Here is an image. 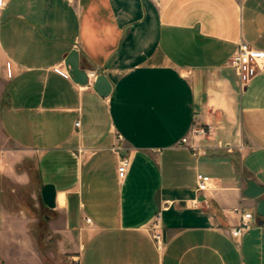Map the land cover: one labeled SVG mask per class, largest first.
I'll list each match as a JSON object with an SVG mask.
<instances>
[{"label": "crops", "instance_id": "0c3cea01", "mask_svg": "<svg viewBox=\"0 0 264 264\" xmlns=\"http://www.w3.org/2000/svg\"><path fill=\"white\" fill-rule=\"evenodd\" d=\"M242 41L264 51V0H0V179L35 171L42 202L55 186L41 232L70 264H264L244 194L248 179L264 185V70L241 85ZM73 49L86 84L54 70ZM235 207L253 214L240 236ZM35 221L0 201V264H53Z\"/></svg>", "mask_w": 264, "mask_h": 264}, {"label": "built area", "instance_id": "2783aa9c", "mask_svg": "<svg viewBox=\"0 0 264 264\" xmlns=\"http://www.w3.org/2000/svg\"><path fill=\"white\" fill-rule=\"evenodd\" d=\"M230 65L237 73L241 85L244 86L260 71L264 70V51L252 47L246 41H242L238 44L237 50L230 58ZM7 68L9 73V67ZM54 70L65 77H71L69 69H67L65 65H57L54 67ZM76 125H79V121L76 122ZM192 131L196 135H202L207 132L204 126L194 127ZM118 138L121 139L122 136L119 134ZM186 141L187 137H183L182 142ZM120 148V146H116L115 150L120 151ZM127 166L128 159L125 156H121L117 166V172L120 178L125 177ZM209 180L210 176L197 173V189L200 191L207 189ZM234 211L240 213V218L238 223L232 227L231 232L233 236H240L244 231L250 228V220L253 218V214L251 212H242L240 207H235ZM87 220L89 221L90 219ZM149 229L152 238L155 240L156 244L160 246L163 242V234L160 230V212L156 214Z\"/></svg>", "mask_w": 264, "mask_h": 264}, {"label": "rangeland", "instance_id": "374dc122", "mask_svg": "<svg viewBox=\"0 0 264 264\" xmlns=\"http://www.w3.org/2000/svg\"><path fill=\"white\" fill-rule=\"evenodd\" d=\"M27 161H23L24 165H34L31 159ZM0 201L2 207L7 210L11 209L20 212L28 208L29 214L36 218L35 231L37 233L34 235V239L41 253L47 258L49 255L45 249L50 247L53 249L55 256L53 258L54 261H52L53 264H70L68 256L62 255L55 249V237L41 232L42 226L47 222V214L49 215L50 211L41 201L38 177L35 171L27 184L15 183L7 177H1Z\"/></svg>", "mask_w": 264, "mask_h": 264}, {"label": "water", "instance_id": "95a60500", "mask_svg": "<svg viewBox=\"0 0 264 264\" xmlns=\"http://www.w3.org/2000/svg\"><path fill=\"white\" fill-rule=\"evenodd\" d=\"M65 65L68 67L70 76L74 82L79 84H86L88 82V73L80 66L79 52L77 49H73L65 59ZM94 89L101 95L107 96L112 89L111 83L105 74H98L93 83ZM42 199L47 207L55 206V186L51 183L43 185L41 189ZM244 194L257 198V205L255 212L261 217L260 222L264 224V198L260 196L264 195V185H260L252 179L247 180V187L244 190Z\"/></svg>", "mask_w": 264, "mask_h": 264}]
</instances>
